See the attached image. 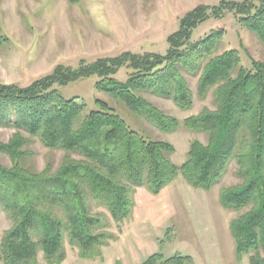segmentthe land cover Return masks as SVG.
<instances>
[{
	"label": "trees",
	"instance_id": "16d2710c",
	"mask_svg": "<svg viewBox=\"0 0 264 264\" xmlns=\"http://www.w3.org/2000/svg\"><path fill=\"white\" fill-rule=\"evenodd\" d=\"M76 5L81 0H68ZM233 13L264 43V0H223L217 7L200 5L180 20L168 38L165 55L123 53L82 65L74 70L58 66L54 72L22 88L0 83V125L20 132L0 153L12 166L0 164V214L11 222L0 241L3 264H62L65 244L95 259L117 239L111 226L92 209L107 210L120 227L130 219L139 188L157 196L180 176L192 187L211 191L222 183L232 163L239 185L221 189L220 203L239 213L230 229L236 259L264 264V63L245 68L236 52L214 56L223 34L214 33L192 42L193 32L211 18ZM131 72L125 81L115 77ZM186 76L199 77L198 96L213 90L215 110L205 109L183 121L192 133L206 134V144L194 140L186 161H173V144L145 137L106 101L94 107L81 99H66L57 87L96 78V89L119 101L136 118H143L163 133L180 127L177 119L158 110L142 94L172 100L181 110L193 107ZM57 86V87H56ZM13 118V119H12ZM21 131L37 137L51 150L64 153L61 166L42 172L27 166L30 143ZM142 264H195L191 256L165 259L160 253Z\"/></svg>",
	"mask_w": 264,
	"mask_h": 264
},
{
	"label": "rangeland",
	"instance_id": "374dc122",
	"mask_svg": "<svg viewBox=\"0 0 264 264\" xmlns=\"http://www.w3.org/2000/svg\"><path fill=\"white\" fill-rule=\"evenodd\" d=\"M222 1L81 0L71 5L68 0H0V83L25 88L51 75L58 66L76 70L82 63L126 52L165 55L168 38L178 31L184 15L200 5L217 7ZM217 32L223 34V40L214 56L236 52L248 70L252 69L253 61L264 63V43L233 13L201 24L194 30L192 42ZM130 72L129 68H123L115 78L125 81ZM186 77L193 93L190 110H181L170 99L142 94L158 110L178 120L180 127L172 133L160 132L143 118L133 116L119 101L98 91L96 78L56 87L66 99H81L91 108L96 99L106 101L145 137L173 144L176 148L173 161L181 166L192 141L204 144L208 141L206 134L187 130L183 121L205 109H216L213 90L202 99L198 96L199 77ZM18 132L13 125H0V142L8 143ZM21 133L30 141L24 146L31 155L26 160L27 166L38 172L48 165L53 170L61 166L63 151L51 150L39 138ZM0 164L11 167L12 161L0 153ZM235 170L232 163L222 183L211 191L192 187L182 176L158 196L145 187L139 188L132 216L120 227L121 231L107 210L94 206L92 214L108 221L111 226L107 231L117 239L110 240L109 246L102 249V256L95 259L82 257L80 250L67 242V257L62 264H142L157 253L165 259L191 256L195 264H249V256L237 261L236 242L230 229L239 213L226 210L220 203L221 189L240 184ZM10 227L7 216L0 214V241ZM39 263L47 264L42 253Z\"/></svg>",
	"mask_w": 264,
	"mask_h": 264
},
{
	"label": "crops",
	"instance_id": "0c3cea01",
	"mask_svg": "<svg viewBox=\"0 0 264 264\" xmlns=\"http://www.w3.org/2000/svg\"><path fill=\"white\" fill-rule=\"evenodd\" d=\"M148 190V189H147ZM149 191V190H148ZM152 194V193H151ZM160 195V194H159ZM158 196V195H157ZM135 206H136V203H135ZM143 262L142 260L140 261V263Z\"/></svg>",
	"mask_w": 264,
	"mask_h": 264
}]
</instances>
